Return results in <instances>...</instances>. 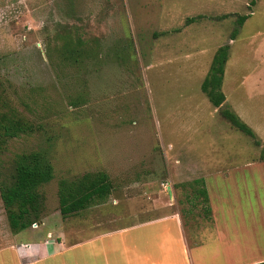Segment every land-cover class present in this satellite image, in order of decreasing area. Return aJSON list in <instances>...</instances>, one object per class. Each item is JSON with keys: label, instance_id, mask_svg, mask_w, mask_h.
Masks as SVG:
<instances>
[{"label": "rangeland", "instance_id": "rangeland-1", "mask_svg": "<svg viewBox=\"0 0 264 264\" xmlns=\"http://www.w3.org/2000/svg\"><path fill=\"white\" fill-rule=\"evenodd\" d=\"M65 36L88 56L64 62ZM225 44L224 101L213 108L199 86ZM0 101L35 127L4 146L0 179L22 153H41L51 169L36 190L38 220L20 234L0 200L1 244L100 225L64 236L81 241L172 213L190 240L206 222L186 199L193 180H259L243 165L262 161L254 141L264 123V0H0ZM95 171L107 174L110 196L61 217L57 182Z\"/></svg>", "mask_w": 264, "mask_h": 264}, {"label": "crops", "instance_id": "crops-1", "mask_svg": "<svg viewBox=\"0 0 264 264\" xmlns=\"http://www.w3.org/2000/svg\"><path fill=\"white\" fill-rule=\"evenodd\" d=\"M258 141L264 147V123ZM259 180H202L210 219L192 239L177 213L66 242L68 233L100 228L50 229L36 240L0 245V264H255L264 261V161L246 163ZM87 209V208H86ZM87 232H91L87 231ZM19 232L18 234H20ZM210 241L203 242V235ZM33 237V238H34ZM208 242V244H207Z\"/></svg>", "mask_w": 264, "mask_h": 264}, {"label": "trees", "instance_id": "trees-1", "mask_svg": "<svg viewBox=\"0 0 264 264\" xmlns=\"http://www.w3.org/2000/svg\"><path fill=\"white\" fill-rule=\"evenodd\" d=\"M245 18L246 16H240L237 19V26L240 27ZM227 50V44L215 50L199 86L201 93L213 108H218L224 101L221 82ZM60 51V56L66 63L69 62V58L76 63L82 57L88 56L87 52L80 45H74L68 36H65ZM221 115L235 130L255 140L252 131L235 114L223 110ZM34 130L35 127L15 108L0 101V153L7 142ZM254 142L261 146L259 141ZM261 148L263 153L260 159L264 161V147ZM50 173L48 162L39 152L18 154L12 159L7 175L0 179L6 180L0 182V200L11 233H19L38 220L43 203L36 190L49 180ZM112 190V183L103 171L87 172L69 180H59L57 182L59 215L68 217L91 205L101 204L110 196ZM190 194V198L186 196L187 202L192 206H200L202 216L209 220L210 209L202 180L192 181ZM255 264H264V261Z\"/></svg>", "mask_w": 264, "mask_h": 264}, {"label": "water", "instance_id": "water-1", "mask_svg": "<svg viewBox=\"0 0 264 264\" xmlns=\"http://www.w3.org/2000/svg\"><path fill=\"white\" fill-rule=\"evenodd\" d=\"M169 194V193H168Z\"/></svg>", "mask_w": 264, "mask_h": 264}]
</instances>
